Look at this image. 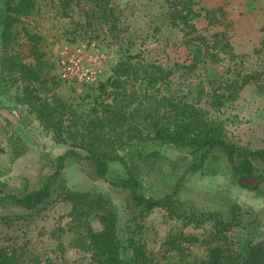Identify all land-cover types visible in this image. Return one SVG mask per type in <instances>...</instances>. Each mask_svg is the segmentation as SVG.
Instances as JSON below:
<instances>
[{
  "label": "rangeland",
  "instance_id": "obj_1",
  "mask_svg": "<svg viewBox=\"0 0 264 264\" xmlns=\"http://www.w3.org/2000/svg\"><path fill=\"white\" fill-rule=\"evenodd\" d=\"M181 1L35 0L34 15L7 32L0 29V197L37 188L67 149L86 156L90 148L106 158V179L91 163L71 159L62 170L66 189L109 199L119 237L144 245L152 264L205 258L214 242V220L225 225L224 241L234 254L245 239H264V196L238 186L222 155L185 176L170 211L154 208L139 217L127 207L128 192L111 185L134 174L146 196L172 192L177 177L196 159L186 145L155 140L157 129L183 126L189 136L219 137L241 152L264 148V0H194L188 14L193 30L178 16L186 13ZM103 4L115 21H88L85 13ZM206 10L213 11L211 23ZM24 29L37 36L35 42ZM34 43L46 62L45 87L10 68L15 53L21 64L34 63ZM64 44L84 49L86 60L102 67L95 84L75 87L60 80L56 55ZM128 55L136 57V70L116 78L115 67ZM150 64L156 79L148 82L140 78ZM111 79L119 80L118 87L109 85ZM52 94L72 108L64 118L71 135L64 133V140H55L33 111V104ZM254 164L258 171L264 166ZM60 195L55 190L31 212L9 202L0 205V248H22L30 264H88L84 218ZM95 215L89 212L86 219L99 231Z\"/></svg>",
  "mask_w": 264,
  "mask_h": 264
},
{
  "label": "trees",
  "instance_id": "obj_2",
  "mask_svg": "<svg viewBox=\"0 0 264 264\" xmlns=\"http://www.w3.org/2000/svg\"><path fill=\"white\" fill-rule=\"evenodd\" d=\"M62 1L68 3V0ZM181 4L187 7L185 14L180 12L178 15L184 19L181 23H184L187 29L190 28L193 30L194 26L190 23L192 19L188 17V14L192 13L191 6L195 2L194 0H182ZM35 12V0H4L0 7L1 31L7 32L14 23L22 18L34 15ZM85 15L88 21L93 19H102L106 23L111 19L115 21L111 9L106 4L86 12ZM205 16L209 20V23L214 19L213 11L206 10ZM262 31L264 32V26L262 27ZM23 33L29 41L34 40L33 42H35L37 39L35 34H32L26 29H24ZM30 52L34 61L33 64H21L20 56L15 53L9 58L10 68L13 71L18 68L22 71L23 77L30 83H38V86L45 87L47 82L46 77H43L45 76L43 69L45 68L46 62L41 58L43 55L38 53L36 43L32 45ZM200 56L202 54L199 51L198 62L200 61ZM135 59V56L128 55L121 60L114 69V76L116 78H123L128 75H133L136 66H134L132 61ZM148 67L150 71L144 68L141 69L144 71L141 78L138 74L135 77H139L148 82L155 80L156 78L152 77V74L156 67H153L151 64ZM109 85L116 88L119 85V80L111 79ZM31 91H33L32 87L28 92L30 93ZM34 93H38V87L34 90ZM38 99L41 100V98ZM32 107L41 126L49 129L55 140H64V133L71 135L70 131L65 128L64 118L69 116L72 108L65 104L56 94H52L50 99H43L39 104H33ZM154 139L160 140L161 142H171L175 145H186L190 147L189 153L195 156L196 160L188 164L184 171L177 177L172 192L163 197L144 195L141 191V181L134 174H128L122 182H112L111 185L113 187L128 192L129 200L127 201V207L129 209H135L137 216L144 217L154 208L161 207L169 211L175 209L176 203L173 198L179 194L185 176L201 171L206 161L216 159L219 155L224 156L228 166L234 173L235 183L238 186L255 191L264 196V166L258 171L254 164V161H261L264 165V148L257 154L241 152L234 145L219 137L208 134L195 138L189 136L183 126L175 129V131L157 129L154 132ZM87 153L86 156H83L74 149H67L53 162V171L42 179L37 188L29 190L25 187L24 192L20 195H3L0 197V205H5L7 204L6 202H9L17 208L31 212L43 206L51 199L54 191L59 190L62 200L71 204L73 213H76L79 219L84 218L86 225L84 238L87 242L86 247H88L90 252L88 264H152V259L146 253L144 245L135 243L133 239L119 237L117 212L109 199L101 194L94 195L90 192H71L66 189L62 170L68 160L71 159L91 163L96 175L102 180L106 179L108 173L106 158L101 154L93 152L90 148H87ZM248 181H253V183L248 185ZM89 212L96 214L95 216H97L101 224L99 231H94L89 226L88 220L86 219V215ZM213 230L211 241L214 242L208 246L206 257L193 262V264H264V239L259 242H254L252 239H245L236 252L237 254H234L228 249L227 241H224L223 233L225 231V225L219 222V220H214ZM205 243H209V241ZM24 254L25 251L17 246L0 248V264H30L29 261L25 260Z\"/></svg>",
  "mask_w": 264,
  "mask_h": 264
},
{
  "label": "built area",
  "instance_id": "obj_3",
  "mask_svg": "<svg viewBox=\"0 0 264 264\" xmlns=\"http://www.w3.org/2000/svg\"><path fill=\"white\" fill-rule=\"evenodd\" d=\"M56 67L60 80L75 87L93 85L102 74L101 66H93L86 60L84 49L69 44L58 49Z\"/></svg>",
  "mask_w": 264,
  "mask_h": 264
}]
</instances>
